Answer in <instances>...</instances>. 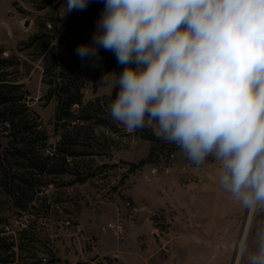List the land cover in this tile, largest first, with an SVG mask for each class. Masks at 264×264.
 Wrapping results in <instances>:
<instances>
[{"label":"rangeland","instance_id":"374dc122","mask_svg":"<svg viewBox=\"0 0 264 264\" xmlns=\"http://www.w3.org/2000/svg\"><path fill=\"white\" fill-rule=\"evenodd\" d=\"M66 3L0 0V98H11L0 102V261L15 258L18 238L26 264L42 253L54 264H165L173 242L198 235L235 264L251 208L220 183L214 156L197 167L153 127L129 133L112 120L119 89L101 79L124 66L102 48L94 61L76 54L104 2L64 15ZM261 232L264 214L255 213L241 264H264Z\"/></svg>","mask_w":264,"mask_h":264},{"label":"clouds","instance_id":"9594fccd","mask_svg":"<svg viewBox=\"0 0 264 264\" xmlns=\"http://www.w3.org/2000/svg\"><path fill=\"white\" fill-rule=\"evenodd\" d=\"M91 0H67L64 15ZM81 60L112 52V120L153 127L197 167L212 155L244 207L264 206V0H103ZM115 77L114 82L111 78ZM264 255V232L259 235Z\"/></svg>","mask_w":264,"mask_h":264},{"label":"crops","instance_id":"0c3cea01","mask_svg":"<svg viewBox=\"0 0 264 264\" xmlns=\"http://www.w3.org/2000/svg\"><path fill=\"white\" fill-rule=\"evenodd\" d=\"M200 240L205 241V238ZM198 241V235H191L189 238L183 236L177 242H173L166 256L165 264H232L230 251L220 249L216 252L214 243H196ZM155 264H159L158 260L155 261Z\"/></svg>","mask_w":264,"mask_h":264},{"label":"built area","instance_id":"2783aa9c","mask_svg":"<svg viewBox=\"0 0 264 264\" xmlns=\"http://www.w3.org/2000/svg\"><path fill=\"white\" fill-rule=\"evenodd\" d=\"M41 96H42L41 94H39L37 97L28 96L27 103L31 104V102H33V99H39ZM4 125L7 127L11 126L10 122H8L7 120L4 122ZM36 127L38 129H42L44 127V124L42 122H39L36 125ZM47 151H50V149H47ZM251 209H254L256 214H264V206L251 208ZM108 227L116 230L117 233H120V231L122 230L121 223H109ZM6 228H7V230H3L2 233L12 232V231L8 230V226H6ZM18 243H19V239L16 238L14 241V244H12V246H11V251L16 252L15 258H13L12 261H10V262L0 261V264H26L24 262H20V258H19V254H18L19 253ZM100 261L102 262V260H100ZM37 264H54V262H52L51 256L48 253H42L38 259ZM117 264H120V263H117Z\"/></svg>","mask_w":264,"mask_h":264},{"label":"bare ground","instance_id":"6f19581e","mask_svg":"<svg viewBox=\"0 0 264 264\" xmlns=\"http://www.w3.org/2000/svg\"><path fill=\"white\" fill-rule=\"evenodd\" d=\"M254 218H255V210L251 209L247 223H246V227H245V230H244V233H243L240 245H239V250L237 253V258H236L235 264H241L242 263L243 253H244V250L246 247L247 239H248Z\"/></svg>","mask_w":264,"mask_h":264},{"label":"trees","instance_id":"16d2710c","mask_svg":"<svg viewBox=\"0 0 264 264\" xmlns=\"http://www.w3.org/2000/svg\"><path fill=\"white\" fill-rule=\"evenodd\" d=\"M11 98H6L5 96L3 98H0V102H3V101H10ZM77 102V99L76 98H71L70 99V102H69V105H72L73 103ZM16 113V112H14ZM17 114V113H16ZM15 115V114H14ZM12 117V116H11ZM13 119V118H12ZM8 122H10L11 126L13 125L14 122H11L9 120H7ZM70 125V124H69ZM14 126V125H13ZM60 152V148L59 150H50L48 152H46V158H45V161L44 162H40V164H38L37 162H35V167H37L39 170H43L46 168V165L48 163V160L53 158L56 154H58Z\"/></svg>","mask_w":264,"mask_h":264}]
</instances>
